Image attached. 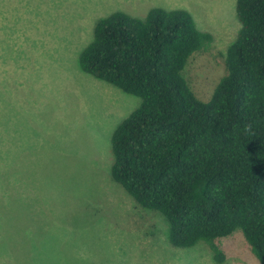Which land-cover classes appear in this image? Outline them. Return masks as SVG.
Listing matches in <instances>:
<instances>
[{"label": "rangeland", "instance_id": "374dc122", "mask_svg": "<svg viewBox=\"0 0 264 264\" xmlns=\"http://www.w3.org/2000/svg\"><path fill=\"white\" fill-rule=\"evenodd\" d=\"M187 9L213 35L184 75L210 98L237 35L235 0H0V264H217L204 242L173 246L168 223L110 174L111 135L140 98L83 72L95 21ZM221 264H260L240 229Z\"/></svg>", "mask_w": 264, "mask_h": 264}, {"label": "trees", "instance_id": "16d2710c", "mask_svg": "<svg viewBox=\"0 0 264 264\" xmlns=\"http://www.w3.org/2000/svg\"><path fill=\"white\" fill-rule=\"evenodd\" d=\"M235 14L226 73L207 100L184 69L213 35L187 9L97 19L78 64L140 98L112 132L110 174L139 205L163 214L169 242H204L221 264L218 240L240 229L264 264V0H235Z\"/></svg>", "mask_w": 264, "mask_h": 264}]
</instances>
